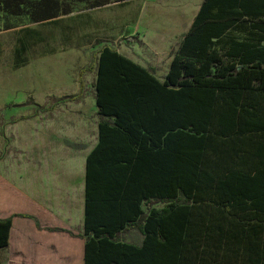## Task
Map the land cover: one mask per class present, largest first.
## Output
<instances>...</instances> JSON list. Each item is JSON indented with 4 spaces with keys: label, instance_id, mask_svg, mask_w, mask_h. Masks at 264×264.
<instances>
[{
    "label": "trees",
    "instance_id": "obj_1",
    "mask_svg": "<svg viewBox=\"0 0 264 264\" xmlns=\"http://www.w3.org/2000/svg\"><path fill=\"white\" fill-rule=\"evenodd\" d=\"M73 8L0 0L36 23ZM178 48L163 80L99 51L85 264H264V0H204ZM18 216L0 219V264Z\"/></svg>",
    "mask_w": 264,
    "mask_h": 264
},
{
    "label": "rangeland",
    "instance_id": "obj_2",
    "mask_svg": "<svg viewBox=\"0 0 264 264\" xmlns=\"http://www.w3.org/2000/svg\"><path fill=\"white\" fill-rule=\"evenodd\" d=\"M68 1L69 14L40 23L0 10V189L9 170L23 166L29 140L73 132L80 143L94 144L102 47L161 77L204 0H110L99 7ZM128 237L141 243L138 230Z\"/></svg>",
    "mask_w": 264,
    "mask_h": 264
},
{
    "label": "crops",
    "instance_id": "obj_3",
    "mask_svg": "<svg viewBox=\"0 0 264 264\" xmlns=\"http://www.w3.org/2000/svg\"><path fill=\"white\" fill-rule=\"evenodd\" d=\"M170 65L161 77L148 69L163 80ZM99 116L92 146L73 132L43 135L25 146L23 166L9 170L0 189V219L28 217H14L2 264H85L87 158L99 142ZM132 231L121 234V242L132 243ZM142 242L143 236L133 244Z\"/></svg>",
    "mask_w": 264,
    "mask_h": 264
}]
</instances>
